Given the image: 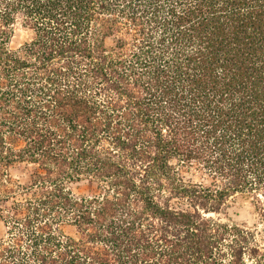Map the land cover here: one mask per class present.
Returning a JSON list of instances; mask_svg holds the SVG:
<instances>
[{"label": "trees", "instance_id": "1", "mask_svg": "<svg viewBox=\"0 0 264 264\" xmlns=\"http://www.w3.org/2000/svg\"><path fill=\"white\" fill-rule=\"evenodd\" d=\"M0 224V264H264V0H0Z\"/></svg>", "mask_w": 264, "mask_h": 264}, {"label": "rangeland", "instance_id": "2", "mask_svg": "<svg viewBox=\"0 0 264 264\" xmlns=\"http://www.w3.org/2000/svg\"><path fill=\"white\" fill-rule=\"evenodd\" d=\"M29 38V32L17 24L14 27V33L11 40V46L17 48L26 42ZM11 175L15 178L25 179L27 175V169L23 165H17L11 169ZM187 179H191L189 174L186 175ZM197 180V179H194ZM72 191L77 195H88L92 192V185L87 181H82L71 185ZM229 215L236 221H253L251 203L247 199L237 197L232 201L229 208ZM4 229L0 224V236L3 234Z\"/></svg>", "mask_w": 264, "mask_h": 264}]
</instances>
